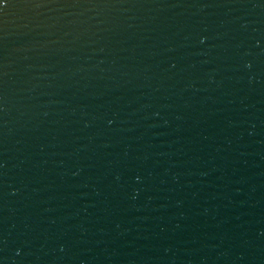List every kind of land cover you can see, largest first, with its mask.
I'll return each instance as SVG.
<instances>
[{
    "label": "water",
    "instance_id": "95a60500",
    "mask_svg": "<svg viewBox=\"0 0 264 264\" xmlns=\"http://www.w3.org/2000/svg\"><path fill=\"white\" fill-rule=\"evenodd\" d=\"M0 264H264V0H0Z\"/></svg>",
    "mask_w": 264,
    "mask_h": 264
}]
</instances>
